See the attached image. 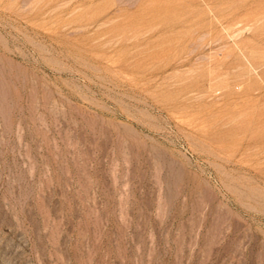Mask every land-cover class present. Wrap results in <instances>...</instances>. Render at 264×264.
Here are the masks:
<instances>
[{
	"label": "rangeland",
	"instance_id": "1",
	"mask_svg": "<svg viewBox=\"0 0 264 264\" xmlns=\"http://www.w3.org/2000/svg\"><path fill=\"white\" fill-rule=\"evenodd\" d=\"M0 264H264V0H0Z\"/></svg>",
	"mask_w": 264,
	"mask_h": 264
}]
</instances>
